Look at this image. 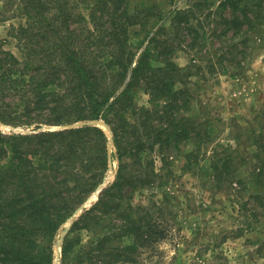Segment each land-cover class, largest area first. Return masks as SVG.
Wrapping results in <instances>:
<instances>
[{"label":"trees","instance_id":"1","mask_svg":"<svg viewBox=\"0 0 264 264\" xmlns=\"http://www.w3.org/2000/svg\"><path fill=\"white\" fill-rule=\"evenodd\" d=\"M8 1L15 7L10 11L24 20L12 33L19 54L0 43L2 121L39 127L104 118L120 160L115 181L67 233L61 264H142L145 253L159 250L170 221L162 209L168 197L157 215V204L132 202L138 187L154 185L153 152L183 151L185 167L194 170L209 140L202 134L211 135L209 124L185 112L192 93L188 79L195 72L172 61L176 45L190 38L203 54L201 46L216 36L211 27L216 21L222 25L217 35L222 42L228 38L232 50L216 59L209 53L208 67L217 74L220 64L227 73L229 54L248 59L254 51L251 36L262 37L257 27L264 23V0H190L186 8L131 7L129 0H20V6ZM140 91L150 95L152 108L137 106ZM256 123L244 133L251 156L229 144L226 157L211 165L213 180L244 184L248 177L264 176V112ZM190 142L193 150L185 151ZM247 161L249 175H241L239 164ZM108 169L109 137L98 125L32 133L0 128V264H53L61 226L102 184ZM84 230L96 234L85 244Z\"/></svg>","mask_w":264,"mask_h":264},{"label":"rangeland","instance_id":"2","mask_svg":"<svg viewBox=\"0 0 264 264\" xmlns=\"http://www.w3.org/2000/svg\"><path fill=\"white\" fill-rule=\"evenodd\" d=\"M129 2L131 7L156 3L163 8H170L171 4L174 8H186L191 3L190 0H129ZM18 3L17 6H20L21 1ZM12 8L15 7L9 4L8 0H0V43L5 50L19 54L18 41L12 33L13 27L19 26L24 18L21 14V16L18 15V11H10ZM3 12L9 16L10 14H17V16L12 20H4L1 15ZM203 22L208 24L210 21L203 18ZM211 25L217 33L216 36H210V39L205 41L206 47L201 46L203 54L199 53L198 48H193L191 39L187 38L182 45H176L177 48L172 55V61L180 68L195 72V75L188 79L191 80L188 87L192 93L190 106L185 112L189 116H198L201 122L209 124L211 135L207 137L202 134L209 140L203 146L205 151L201 153L202 155L200 154L202 159H199V165L193 163L196 166L192 167L194 170L185 167L186 157L183 151H170L164 154L158 151L153 152V163L158 174L150 177L154 185L138 187L134 191L132 202L152 206L157 204L153 210L157 215V206L168 197L170 201L161 204L170 221L167 226V236L160 242L159 250L145 253L142 256V264H172L174 262L179 264L225 262L264 264V176H260L258 181H253L252 176L248 177L244 184L236 181L219 184L208 175L212 172L211 165L216 164L215 162H218L221 157H226L230 152L229 144L238 145L243 155L251 156L250 149L252 150L253 146L251 147L246 141L244 133L248 127L257 124L258 118L264 112V23L259 25L260 28L257 27L262 37L251 36V45L254 49L251 56L245 60L241 56L230 53L229 63L226 60L228 72L223 73L226 69H223L218 62L217 74H211L208 67L209 53H213L216 59L228 49L231 52L232 48L229 47L231 41L228 38L226 42H222L221 36L217 35L221 33L222 25H217L216 21ZM207 27L209 25L205 28ZM203 30L200 29L201 32ZM147 44L146 41L144 46ZM205 57H207L206 60L203 59ZM155 64L160 63L155 62ZM199 67L202 68V72L197 71ZM135 102L137 106L152 108L150 95L143 91L136 95ZM94 120L106 123V125H92L104 128L109 137V169L102 184L83 204L86 207L61 226L56 237L53 264L62 263V245L74 222L86 209L98 201L101 192L115 181L118 173L120 160L111 126L104 118ZM36 125L38 124L31 126L9 124L3 122L0 117V128L4 132L32 133L70 128L65 127L66 125L49 123H41L39 127ZM240 131L242 143L239 144L236 136L241 134ZM222 143L225 144V148L221 147ZM183 147L185 151H191L194 148V142L187 143ZM247 162L239 164L241 175H249L251 161ZM140 182L142 181L136 183L141 184ZM82 235L84 244L96 237L95 233L87 230L82 231ZM131 240V238L126 239L128 243Z\"/></svg>","mask_w":264,"mask_h":264},{"label":"water","instance_id":"3","mask_svg":"<svg viewBox=\"0 0 264 264\" xmlns=\"http://www.w3.org/2000/svg\"><path fill=\"white\" fill-rule=\"evenodd\" d=\"M85 124H104V125H106V123L104 121L88 120V121L78 122V123H75V124H69V125H66L65 127H74V126H80V125H85ZM85 207H86V205H83L82 207H80L76 211V213L72 216V218H74L77 214H79L80 211H82Z\"/></svg>","mask_w":264,"mask_h":264}]
</instances>
